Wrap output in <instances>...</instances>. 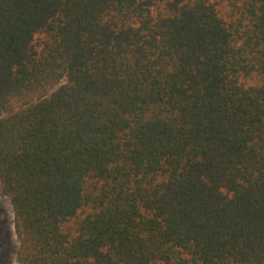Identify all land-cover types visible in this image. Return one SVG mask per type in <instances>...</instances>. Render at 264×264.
Here are the masks:
<instances>
[{"label":"trees","instance_id":"trees-1","mask_svg":"<svg viewBox=\"0 0 264 264\" xmlns=\"http://www.w3.org/2000/svg\"><path fill=\"white\" fill-rule=\"evenodd\" d=\"M221 1L0 0L17 264H264V0Z\"/></svg>","mask_w":264,"mask_h":264},{"label":"rangeland","instance_id":"rangeland-1","mask_svg":"<svg viewBox=\"0 0 264 264\" xmlns=\"http://www.w3.org/2000/svg\"><path fill=\"white\" fill-rule=\"evenodd\" d=\"M159 10L165 9V3L158 6ZM221 15L231 20L235 14L233 4L229 0L221 1L219 4ZM248 85L261 83V78L253 75L244 80ZM70 225V224H69ZM72 229L75 224H71ZM20 243L15 231V214L9 198L0 195V264H17Z\"/></svg>","mask_w":264,"mask_h":264}]
</instances>
